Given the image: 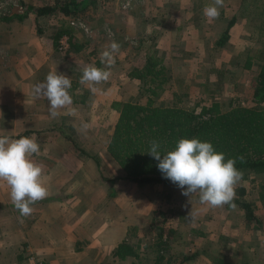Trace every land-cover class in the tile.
Listing matches in <instances>:
<instances>
[{"label":"rangeland","instance_id":"374dc122","mask_svg":"<svg viewBox=\"0 0 264 264\" xmlns=\"http://www.w3.org/2000/svg\"><path fill=\"white\" fill-rule=\"evenodd\" d=\"M199 1L202 11L197 8ZM206 1L203 4V0H0V18L21 23L34 17L32 25L54 38L56 55L65 58L66 66L74 73L75 88L69 91L70 98L82 101L79 132L75 130L74 142L85 146L93 141L96 151L83 147L81 155L101 162L99 153L106 151L108 156L101 167H109L105 171L123 179L125 173L107 150L118 117L111 104L115 100L135 102L141 98V82L129 73L136 66H142L148 54L157 53L171 76L165 91L155 98L157 104H176L197 111L214 102L223 111L237 104L254 105L260 70L258 67L247 70L243 66L247 67L253 58L259 69L264 63V0ZM181 2L185 7H181ZM64 3L71 4L70 14L60 8L45 15L37 14L44 5ZM183 15L188 20L183 21ZM233 18L236 22L229 28V39L219 45ZM174 19H181L182 23ZM71 21L81 22L85 28L76 27ZM62 24L72 27L68 35L73 34L84 45L81 51L59 49ZM183 63L184 69L177 71ZM63 124L66 126L64 137L71 135L74 126L68 122ZM108 162L111 164L107 165ZM97 168L100 170V165ZM263 181L264 174L252 173L248 179L236 175L223 191L224 197L250 202L259 221H248L240 204L228 206L224 197L216 196L205 184L180 186L186 191L172 190L176 185L159 184L167 199L154 204L152 196L159 192L158 183L140 185L129 181L135 187V195L146 197V202L151 203L146 205L151 207L149 213L142 214L143 230L134 235L138 239L132 240L142 241L140 264H152L160 228L172 226L179 229L175 228L168 251L164 253L173 264H208L204 257L207 255L201 256L206 238L198 235L204 229L211 235L206 242L213 245L210 250L213 254L207 256L210 264H264ZM188 190L185 203L178 207L173 195H184ZM140 205L143 204L138 199L133 203V206ZM209 207L215 208L214 218L210 217L213 212ZM222 212H227V217ZM207 219L203 228V221ZM185 256L192 258L184 263L181 259Z\"/></svg>","mask_w":264,"mask_h":264},{"label":"crops","instance_id":"0c3cea01","mask_svg":"<svg viewBox=\"0 0 264 264\" xmlns=\"http://www.w3.org/2000/svg\"><path fill=\"white\" fill-rule=\"evenodd\" d=\"M32 18L21 23L0 19V264H140L133 256L119 260L114 250L124 240L138 239L134 235L143 230L142 214L149 213L150 200L136 196L126 179L106 180L116 176L101 167L106 151L99 153L98 163L81 155V148L96 151V145L74 142L82 101L70 98L73 70L56 55L54 38L32 25ZM179 66L177 71L184 69V63ZM259 66L253 58L243 68ZM64 122L74 126L66 137ZM157 186L154 204L167 199L163 186ZM188 193L173 195L178 207ZM136 199L143 205L133 206ZM210 210L214 218L215 208ZM204 231L198 235L207 240L211 235ZM206 240L201 256L213 254ZM163 264L173 262L165 257Z\"/></svg>","mask_w":264,"mask_h":264},{"label":"trees","instance_id":"16d2710c","mask_svg":"<svg viewBox=\"0 0 264 264\" xmlns=\"http://www.w3.org/2000/svg\"><path fill=\"white\" fill-rule=\"evenodd\" d=\"M57 6H42L38 14H48L56 8L70 14V3ZM235 22V18L231 19L219 45L229 39V28ZM67 25L62 24L59 35L70 33L72 27ZM83 47L71 34L70 48L81 51ZM129 75L140 80L141 98L135 102H112L118 117L107 145L109 154L125 173L123 179L140 185L205 184L215 195L224 197V188L234 176L248 179L252 173L264 174V63L258 74L254 105L237 104L226 111L217 102L201 111L157 104L155 98L165 91L171 76L155 52L148 54L145 63ZM116 179L106 178L111 182ZM262 186L264 190V181ZM241 191L245 193V188ZM261 198L264 199V191ZM224 199L228 206L240 204L248 221H259L250 202ZM175 231L171 227L160 228L154 247L155 264H163L164 252L168 251ZM141 247V240H124L114 250V257L140 258Z\"/></svg>","mask_w":264,"mask_h":264},{"label":"built area","instance_id":"2783aa9c","mask_svg":"<svg viewBox=\"0 0 264 264\" xmlns=\"http://www.w3.org/2000/svg\"><path fill=\"white\" fill-rule=\"evenodd\" d=\"M71 24L76 26V27L81 25L82 27L85 28V25L82 24L81 22H78V21H71ZM58 47L60 50H67L70 48V36L68 34H63L60 37Z\"/></svg>","mask_w":264,"mask_h":264}]
</instances>
